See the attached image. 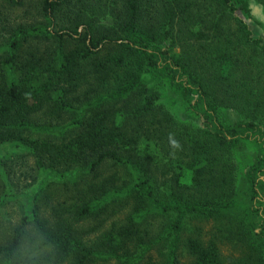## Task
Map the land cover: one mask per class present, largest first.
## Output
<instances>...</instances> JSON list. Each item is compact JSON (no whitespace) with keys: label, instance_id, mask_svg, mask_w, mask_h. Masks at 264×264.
<instances>
[{"label":"trees","instance_id":"trees-1","mask_svg":"<svg viewBox=\"0 0 264 264\" xmlns=\"http://www.w3.org/2000/svg\"><path fill=\"white\" fill-rule=\"evenodd\" d=\"M250 1L0 0V264H264Z\"/></svg>","mask_w":264,"mask_h":264},{"label":"rangeland","instance_id":"rangeland-1","mask_svg":"<svg viewBox=\"0 0 264 264\" xmlns=\"http://www.w3.org/2000/svg\"><path fill=\"white\" fill-rule=\"evenodd\" d=\"M251 9H252V17L246 18L247 23L251 27L254 36L262 37L264 41V8L261 4L257 3L255 0H251ZM4 13L13 18V19H21L25 17L28 13L25 9H3ZM30 16V15H29ZM24 179L23 176H21ZM222 250L224 255L228 256L232 252V249L229 246H222Z\"/></svg>","mask_w":264,"mask_h":264}]
</instances>
